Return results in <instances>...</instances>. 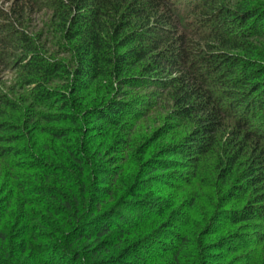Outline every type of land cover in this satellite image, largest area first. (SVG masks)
Instances as JSON below:
<instances>
[{
    "label": "trees",
    "instance_id": "16d2710c",
    "mask_svg": "<svg viewBox=\"0 0 264 264\" xmlns=\"http://www.w3.org/2000/svg\"><path fill=\"white\" fill-rule=\"evenodd\" d=\"M260 2L0 6V264H264Z\"/></svg>",
    "mask_w": 264,
    "mask_h": 264
},
{
    "label": "rangeland",
    "instance_id": "374dc122",
    "mask_svg": "<svg viewBox=\"0 0 264 264\" xmlns=\"http://www.w3.org/2000/svg\"><path fill=\"white\" fill-rule=\"evenodd\" d=\"M249 1H251V2H255V3H261L260 1H263V0H249ZM12 2H13V0H0V6H2L3 8H5V9H7V8H10V6H11V4H12ZM234 2H235V0H228V5L229 6H233L234 5ZM35 20H37L38 18L37 17H35L34 18ZM256 43V45H264V41H257V42H255ZM259 43V44H258ZM260 45V47H263V46H261ZM159 186H157V183L156 182H152V185H151V187H149V189L152 191H154V190H156L157 188H158ZM158 189H160V188H158ZM152 194V193H151ZM152 196V195H151ZM154 196H152V198H153ZM155 197H157V196H155ZM155 199V198H154ZM156 202V201H155ZM162 202V201H161ZM133 261H135V259H133ZM132 261V262H133Z\"/></svg>",
    "mask_w": 264,
    "mask_h": 264
}]
</instances>
